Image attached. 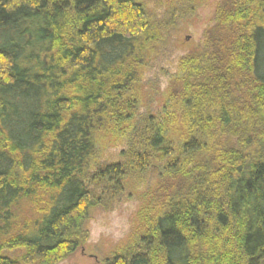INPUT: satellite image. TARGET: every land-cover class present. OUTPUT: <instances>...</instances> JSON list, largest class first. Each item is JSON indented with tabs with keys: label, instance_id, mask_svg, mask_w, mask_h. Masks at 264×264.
Listing matches in <instances>:
<instances>
[{
	"label": "trees",
	"instance_id": "trees-1",
	"mask_svg": "<svg viewBox=\"0 0 264 264\" xmlns=\"http://www.w3.org/2000/svg\"><path fill=\"white\" fill-rule=\"evenodd\" d=\"M187 1L0 0V264L59 263L147 174L141 234L100 264H264V0H218L162 106L138 105Z\"/></svg>",
	"mask_w": 264,
	"mask_h": 264
},
{
	"label": "rangeland",
	"instance_id": "rangeland-1",
	"mask_svg": "<svg viewBox=\"0 0 264 264\" xmlns=\"http://www.w3.org/2000/svg\"><path fill=\"white\" fill-rule=\"evenodd\" d=\"M170 2L151 0L148 7L152 14L157 11L163 13L166 8H171L168 6ZM217 3L218 0H190L183 3L184 8L179 9L165 46L157 43L153 56L146 57V66L140 67L136 84L140 111L154 114L165 102L171 90V77L178 71V61L184 55L198 52L199 41L211 22ZM96 140L94 164L115 159L124 142L109 135ZM153 176L147 174L142 185L131 187L116 203L96 207L85 225L88 231L86 242L57 264H100L105 256L138 237L142 232V215L155 187ZM19 210V215H27L28 218L33 215L29 213L30 206L27 204L22 203ZM19 253L15 251L11 255Z\"/></svg>",
	"mask_w": 264,
	"mask_h": 264
}]
</instances>
